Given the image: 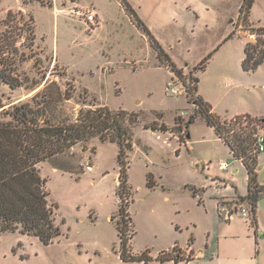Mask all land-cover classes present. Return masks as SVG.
Masks as SVG:
<instances>
[{
    "label": "rangeland",
    "instance_id": "1",
    "mask_svg": "<svg viewBox=\"0 0 264 264\" xmlns=\"http://www.w3.org/2000/svg\"><path fill=\"white\" fill-rule=\"evenodd\" d=\"M126 1L163 48L189 64L181 71L199 79L198 88L218 104L222 114L246 109L251 115L264 116V61L251 71L241 66L247 42L257 49L263 45L264 0L253 1L249 15L253 24L239 14L243 0ZM83 8H94L101 24L85 25L78 13ZM21 17L31 24L34 40L31 46L25 36L15 34L17 53L12 60L21 78L37 84L19 91L0 87L2 104L9 103L8 96L27 100L40 92L42 97H53L52 108L61 119H75L83 102L125 113L132 145L125 152L131 190L127 184L121 194L130 219L121 226L128 239L127 253L149 260L120 258L116 228L120 197L118 185L115 188L118 145L93 138L39 165L61 235L45 245L35 236L3 233L0 264H160L169 257L165 253L171 243L184 246L191 235L195 248L203 245L208 234L209 243L215 244L214 199L228 194L225 199L241 200L239 194L247 193L246 169L227 144L214 140V132L190 100L164 91L165 67L171 65L160 58L121 0H0L1 24ZM10 26L15 28L10 22L0 25V32ZM211 52L205 68L195 69ZM193 114L197 115L179 153L175 139L149 136L142 130L165 122L178 132ZM220 161L228 163L227 170L216 168ZM232 168L238 171L232 174ZM256 172L263 183L264 150L257 155ZM149 173L156 183L153 187L146 185ZM256 206L264 224V194ZM237 219L249 221L238 215ZM189 222L195 228H185ZM233 243L234 264H258V259L264 264V249L256 253L252 248L250 253L247 241ZM158 253L161 256L155 261Z\"/></svg>",
    "mask_w": 264,
    "mask_h": 264
},
{
    "label": "trees",
    "instance_id": "2",
    "mask_svg": "<svg viewBox=\"0 0 264 264\" xmlns=\"http://www.w3.org/2000/svg\"><path fill=\"white\" fill-rule=\"evenodd\" d=\"M253 1H242L239 14L243 20L248 19ZM121 2L126 10L131 13L136 25L150 37L160 58L168 61L174 70L180 72V69L164 52L161 44L128 2L126 0H121ZM9 14L10 12L7 18ZM6 22L3 21V24L0 23V25H6L10 22L15 25V28L12 29V24H10V30L3 29L0 32V87H7L10 91L32 89L37 81L29 82L21 78L16 73L15 60L12 59L17 53L15 34L20 35V37L25 36L32 46L33 28L29 22L22 21V17L18 21L15 18H9ZM260 30L264 32V27H260ZM233 34L234 31L227 38L232 37ZM262 43L263 45L258 49L257 46L252 47L248 42L245 44V55L241 62L243 70H254L264 61V41ZM211 54L212 52L205 56L196 65L197 67L195 66V69H204ZM194 91L196 92V84ZM3 94L1 93L2 96ZM52 98L49 95L42 97L40 92H37L27 100H13L8 96L9 103L2 104L0 97V235L7 232H18L23 235L35 236L45 245L57 239L61 235V231L55 222L54 206L49 202L46 180L40 175L39 165L69 152L72 147L79 143L97 138L102 142L108 140L116 142L118 145V195L120 204L116 228L121 249L120 258L124 261H148L149 259L142 255L127 253L128 239L125 238L123 226H121L130 219L125 195L121 194V189L127 187L128 177V162L125 159V152L132 146L128 141L129 126L124 121L125 113L121 110L114 112L105 105H86L83 102L84 105L78 110L75 119L67 117L61 119L57 118L54 113ZM196 104L198 108L194 109L195 112L214 128L217 136L229 147L231 154L243 163L247 173V193L241 197V200L247 201L251 205V211L254 214L258 199L264 194V182L262 184L257 182L256 163L258 154L252 153L254 139L250 133L234 132L232 135L233 145L229 144L221 137L222 131L227 130L225 123L228 120H221L213 114L210 105L198 95ZM196 115H191L186 121L185 132H187V127L194 121ZM241 117L250 118V115H238L231 118L230 121L238 120ZM259 119L264 120V117ZM145 128L167 130L165 124H151ZM146 179L147 186L153 187L154 183L150 173L147 174ZM196 194L197 192L193 191V195Z\"/></svg>",
    "mask_w": 264,
    "mask_h": 264
},
{
    "label": "crops",
    "instance_id": "3",
    "mask_svg": "<svg viewBox=\"0 0 264 264\" xmlns=\"http://www.w3.org/2000/svg\"><path fill=\"white\" fill-rule=\"evenodd\" d=\"M249 15H250V13H249ZM230 20L232 21L233 18H231ZM248 20L250 22L249 16H248ZM251 24H253V23H251ZM257 27H259V26H257ZM234 33H235V31H234ZM226 39H228V38L226 37ZM162 48H163V46H162ZM163 50L170 57L171 61H173L175 63V65L177 67H180V68L182 67L181 69H184V68H187L189 66V64L187 62H184V63L180 62L172 54L170 55V53H168L164 48H163ZM243 52H244V48H243ZM244 55H243V58H244ZM192 65H195V64H192ZM194 81H195V84H196L197 95L200 98H202L203 101L207 102L210 105L211 112L213 114H215L216 116H218L221 120H228V119H231V118H233L235 116H238V115L249 114V112H247L246 109L236 110L234 112L227 111V112H229L228 114H222L218 110V104L216 102H214L213 100H211L210 98L206 97L204 94H202V92L200 91V88H198L199 79L194 77ZM249 115L253 116V117H257V116L258 117H264L262 115H251V114H249ZM164 124L167 126V130H164V131H162V130H153V129H150V128H142V130L144 132L149 133L148 134L149 136H152V134L155 133L156 136H159L158 134H163V135L170 136L171 139H175L177 141V144H175L174 149H176L175 150L176 153H179L180 152L179 145H181V143L183 144V143L187 142L186 139L188 138V133L185 132V128H183V129L179 128L178 132L172 131L168 127L169 124H167L165 122H164ZM208 127L215 134L214 135L215 136L214 140L223 142L217 136L214 128L212 126H210V125H208ZM187 129H188V127H187ZM181 136L183 137V140L180 139ZM184 140L186 142H184ZM133 147H134V143H133ZM145 149H147V148L145 147ZM238 161H240V160L238 159ZM209 167H210V165H209ZM216 168L221 170L218 165H217ZM237 171H238L237 168L230 169V173H232V174H235ZM127 176H128V174H127ZM220 176H221V174H220ZM221 177H224V176H221ZM153 178L154 177L152 175V179ZM257 182L259 184H262L261 182L258 181V178H257ZM118 183H119V181H118V173H117V179H116L115 188L117 187ZM153 183H155V182L153 181ZM127 184L129 185V188L131 190V186H130V184L128 182V177H127ZM155 185H156V183L154 184V186ZM224 189H226V187H224ZM234 189H235V194L236 193L239 194L237 192V188L234 187ZM200 192L204 193L203 189L200 190ZM235 194L232 195V197H234ZM239 195L240 196H244L245 194H239ZM201 196H202V194H201ZM225 197H229V195L227 194V195H224V197L221 196L220 198L214 199L215 203L212 205L213 211L216 212V214H218V220H217L218 221V227L216 228V232H214V237L216 239L215 240V244H210L209 243V234H208V236L205 239V242L203 243V245L199 246L198 248H195L194 244L196 243V240L191 235L187 239V241L184 244V246H180V245H178L175 242L171 243V245H170V247L168 248V251H167L168 253H165L166 256L167 255L169 256L167 259H164L163 261H159L158 259H159V257L161 255L158 253V255L156 257H154L155 261H159L160 264H234L236 262V260H235V257H233V251H232L233 248L232 247H234L233 246L234 245L233 242L235 240H245V241H247L246 244H248L247 247H248V249H250V253H251L252 248H254V251L256 253L257 252L262 253V250L264 249V224L262 223V221L259 220L258 209L255 208V211H254V214H253V217H252L253 220H254V224L253 225H251L250 221L246 222V221L237 219V215H235L232 219H225L224 213H221L219 211V209H218V204L220 202H223V200H229V199H225ZM201 202L206 205V203H205V201L203 199H202ZM219 219H220V221H219ZM192 223L193 222H189V223L185 224L184 225V226H186L185 228L188 229L189 226ZM194 225H192L190 227L191 228H195ZM175 228L181 230L182 227L176 225ZM176 249L180 250L179 251V255H180L179 258L181 260H178V261L175 260V258H174V257L178 256L176 254ZM258 262H259L258 264H260V259H258Z\"/></svg>",
    "mask_w": 264,
    "mask_h": 264
},
{
    "label": "built area",
    "instance_id": "4",
    "mask_svg": "<svg viewBox=\"0 0 264 264\" xmlns=\"http://www.w3.org/2000/svg\"><path fill=\"white\" fill-rule=\"evenodd\" d=\"M81 20L85 25L97 26L101 24V17L94 8H83L78 12ZM167 72V78L164 84V91L170 95H184L187 100H190L194 109L198 108L196 104L197 93L194 91L195 81L189 74L183 73L180 68V72L174 70L171 66L165 67ZM180 116H184V113H180ZM227 130L222 131V136L229 144L233 145V133H250L254 139V147L252 153L259 154L264 150V120H260L256 117L246 118L241 117L238 120L228 119L225 123ZM221 170L228 169V163L221 161L218 164ZM218 209L221 213H224L225 219H232L235 215L243 218H248L251 225L254 224L253 214L251 211V205L247 201L241 200H229L223 201L218 204Z\"/></svg>",
    "mask_w": 264,
    "mask_h": 264
}]
</instances>
